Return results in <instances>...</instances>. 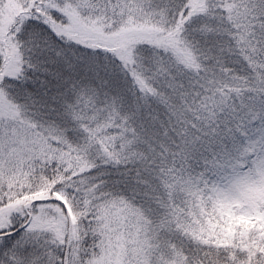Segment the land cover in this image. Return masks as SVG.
<instances>
[{
  "label": "snow or ice",
  "instance_id": "obj_1",
  "mask_svg": "<svg viewBox=\"0 0 264 264\" xmlns=\"http://www.w3.org/2000/svg\"><path fill=\"white\" fill-rule=\"evenodd\" d=\"M0 264H264V0H0Z\"/></svg>",
  "mask_w": 264,
  "mask_h": 264
}]
</instances>
